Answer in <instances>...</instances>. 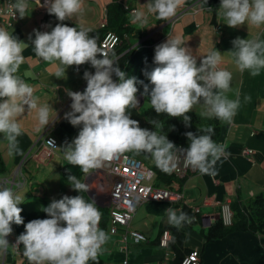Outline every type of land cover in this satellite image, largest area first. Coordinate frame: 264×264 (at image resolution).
<instances>
[{"label": "clouds", "instance_id": "9594fccd", "mask_svg": "<svg viewBox=\"0 0 264 264\" xmlns=\"http://www.w3.org/2000/svg\"><path fill=\"white\" fill-rule=\"evenodd\" d=\"M203 2L205 4L207 0ZM180 4L181 0H150L148 11L160 19H167L175 16ZM27 7V0H16L9 6L21 18ZM80 9L81 0H53L48 13L58 21H64ZM219 10L229 28L239 27L246 21L257 27L264 25V0H221ZM142 16L140 12L135 13L136 20ZM34 35L35 55L45 62H59L54 63L56 77L64 78L66 68L73 65L89 63L95 69L94 74L84 73L87 86L83 93L67 92L72 103L71 112L65 114V119L73 127L82 126L77 137L61 149L68 164L78 166L87 175L126 152H143L151 155L157 168L170 174L176 166L173 163L175 149L183 152L185 164L194 169L188 172L198 170L202 175L215 176L217 161L230 155L224 145L212 140L211 127L202 129L208 134L185 133L190 141L187 149H177L166 135L139 127V122L127 114L129 108L135 109L139 104L136 78H127L112 59L102 54L96 39L90 37L87 30L58 23L50 32L34 30ZM232 43L233 50L228 53L237 68L241 72L248 70L252 76L259 75L264 69V41L237 37ZM25 47L26 44L8 31L0 29V133L7 141L9 156L22 154L17 139L21 127L15 117L23 113L24 105L28 109H37L33 88L16 75L24 59L22 51ZM154 52L155 67L144 73L151 88L144 85L143 94L148 96L157 115L182 117L188 127L190 117L187 113L203 103L206 111L201 115L232 123L240 100L238 96L233 100L225 95L230 91L232 74L218 69L222 60L220 52L212 51L199 66L190 50L181 46L178 39H168L156 46ZM113 75L116 81L112 79ZM250 99L245 97L246 101ZM50 110L49 105L39 107L40 125H48ZM152 123L158 129L161 127L157 121ZM48 143L56 148L53 141ZM68 181L74 191H88V185L76 176L69 175ZM19 204L20 197L10 187H0V256L9 248L6 237L12 233L11 225L24 223ZM42 210L49 218L25 224V232L12 245L17 250L23 245V256L29 264H88L97 260L109 237L98 226L101 212L94 202H86L80 195L65 196L53 200ZM167 216L168 222L177 228L191 221L186 213L177 215L171 208L167 209Z\"/></svg>", "mask_w": 264, "mask_h": 264}, {"label": "crops", "instance_id": "0c3cea01", "mask_svg": "<svg viewBox=\"0 0 264 264\" xmlns=\"http://www.w3.org/2000/svg\"><path fill=\"white\" fill-rule=\"evenodd\" d=\"M11 1L16 3V0ZM121 1L143 14L140 20L129 23L130 50H143L146 44H151L155 50L156 46L168 39H178L181 46L188 48L196 58L197 66L204 57L217 50L222 55L218 69L232 74L230 91L225 95L233 100L238 96L240 100L232 123L221 121L222 128L216 144L224 145L226 153L230 155L227 158L222 156L217 161L216 175H202L199 171L188 173L182 193L190 211L197 207L199 214L196 223L188 226L184 222L179 227L184 233L185 253L198 251L202 264H264V232L261 229L254 232L235 231L213 243L206 244L204 241V234L221 217L223 204L248 208L246 218L251 222L250 219L257 218L256 211L251 209L254 199L260 195L264 198V69L257 76H252L248 70L241 72L228 53L233 50L232 42L237 37L264 41V25L257 27L246 21L239 27L229 28L220 14L221 0H207L205 4L203 0H181L175 16L167 19H160L148 11L150 0H81V9L64 21H58L48 13L53 0H49L46 8L40 6L38 0H27L24 17L21 18L18 13L17 22L8 32L27 45L23 48L24 59L16 75L33 88L37 109H28L24 105L23 113L15 117L21 127V135L17 139L22 154L9 156L7 141L4 134L0 133V153L6 168L0 178V187H10L20 197V204L33 212L42 209V201L49 204L72 195L73 189L60 175V168L67 163L61 149L77 137L82 126L73 127L65 119V114L71 112L72 103L67 92L83 93L87 82L75 65L66 68L64 78L56 77L54 63L59 62H45L35 55L32 46L34 30L50 32L59 23L77 25L80 29L91 31L105 23L107 6ZM0 29L4 28L0 26ZM246 96L251 99L246 101ZM45 105H49L52 111L49 113L48 125H40L38 109ZM192 111L201 114L206 111V107L203 103L197 104ZM46 136L55 138L58 148L44 162L38 153L43 150L41 141ZM173 152L175 154L178 150L174 149ZM126 153L128 155H122L135 158L148 168L155 164L148 153ZM96 170H91L87 175L83 173L82 182L88 185V192L100 197L101 204L109 209L110 198L104 181L101 177L88 180ZM154 179L155 174L151 185ZM21 184L22 187H19ZM169 208L175 210L177 215L183 212L181 206L162 200L147 201L138 206L130 229L145 237L146 241L140 244L129 241L125 245L119 232L110 234L109 216L108 228L105 230L109 239L99 254L104 264H165L172 260L173 253L166 256L158 244L162 228L173 227L168 222ZM11 227L12 233L6 237L9 248L1 256L0 264H29L23 256V245H19L18 250L12 247L17 237L13 224Z\"/></svg>", "mask_w": 264, "mask_h": 264}, {"label": "trees", "instance_id": "16d2710c", "mask_svg": "<svg viewBox=\"0 0 264 264\" xmlns=\"http://www.w3.org/2000/svg\"><path fill=\"white\" fill-rule=\"evenodd\" d=\"M123 6V1L114 2L108 5L106 8L105 23L97 29L88 31V34L90 37H94L96 39L99 49L102 39L108 33L115 34L120 39V43L118 44V46H116L107 57L114 61L115 66H118L121 71L125 72L127 78H136V87L138 88L136 98L137 100L139 99V97H142L144 99V104L141 108H129L127 110V114L130 115L131 119L137 120L139 122V127L148 129L149 131H157V133L160 135H166L167 140L172 142L177 149L188 148L190 141L187 139L185 133L191 132L196 136L201 134H208L202 131V129L208 127H211L213 129L211 138L216 143L218 137L220 136L222 128L221 120L215 117L204 116L191 110L189 113H187V115L190 117V125L186 127L182 117L173 118L167 116L166 114L157 115L154 109H152L148 96L143 94V86L149 85V90L151 88L150 82L148 81L144 73L146 71H151L155 67L153 63L155 55L154 48L151 44H146L145 49L143 50H130V45L128 43L130 19L127 16ZM64 25L75 27L77 30H81L77 25ZM78 68L79 72L83 76L86 71L90 74L95 73V69L89 63L80 65L78 66ZM112 79L114 81L117 80L115 75H113ZM145 105L147 107L144 108ZM152 121H157L161 127L158 129L156 125L152 123ZM124 154L128 155V153ZM151 169L155 174V179L152 183L153 186L175 193L183 192L185 188V182L189 177V172L186 173L185 177L179 178L173 172L169 174L161 171L156 167L155 164L151 167ZM5 171V164L0 153V178L5 174ZM196 172H198V170H196L194 173ZM60 175L64 181L70 183L68 181L69 175L76 176L82 181L83 172L78 166H73L66 163L60 168ZM78 195L82 196L86 202H92L87 196L86 192H77L73 190V193L70 197H75ZM42 202V209L46 208L49 205L45 204V201ZM18 207L22 209L21 216L24 223L21 225L13 224L14 234L17 238L25 232L24 225L28 222L35 219L49 218L42 209L38 212H33L27 211L21 204H19ZM181 207L183 209V213H186L187 216L190 217L191 211L189 207H187L186 205ZM97 208L101 212V219L98 226L100 229L105 231L108 228L109 224V209L99 207ZM230 209L233 214L232 224L226 227L223 225L221 218H219V220L211 225L208 231L204 234V241L206 242V244L221 240L224 237H227L232 232L239 230H249L254 232L257 231V229H261L260 231L264 232V198L261 195L254 199L251 206V209L256 211L255 213L257 214L256 219H250L251 222L246 218L248 208L244 209L242 206L234 204L230 206ZM164 231H168L171 234L169 249L173 253L174 258L169 261V264H181L183 258L190 252L188 251L187 253H185L183 231L174 226L163 227L161 230V234ZM88 264H104V261L98 255L96 261H89Z\"/></svg>", "mask_w": 264, "mask_h": 264}, {"label": "built area", "instance_id": "2783aa9c", "mask_svg": "<svg viewBox=\"0 0 264 264\" xmlns=\"http://www.w3.org/2000/svg\"><path fill=\"white\" fill-rule=\"evenodd\" d=\"M49 0H38V4L47 7ZM14 4L11 0H0V26L6 31L12 29L18 20V13L10 10L9 6ZM124 4V10L129 17V21L135 20V8ZM120 39L117 35L108 33L100 43V52L106 56L118 46ZM48 141H53L56 148L52 147ZM57 140L53 137L46 136L43 138L40 153H42V161L57 149ZM46 154H43L44 152ZM173 163L176 165L172 171L179 178L185 177L186 173L194 169L185 164L183 152L174 154ZM93 177H101L104 185L108 187L109 194V216H110V234H121L123 244L129 241L134 244L145 242V237L135 230L130 229L131 222L135 215L138 206L147 201H167L172 205H186L184 196L180 193H175L167 190L154 188L150 182L154 177V172L146 167L142 162L127 155H121L117 159L105 162L101 168L96 170L89 179ZM22 187V184L19 186ZM103 187V186H102ZM102 191V190H98ZM199 210L194 207L191 210L190 222H185L186 225H191L197 222ZM232 211L230 205L225 203L221 206V220L224 226L232 224ZM170 234L164 231L161 235L159 246L165 250L166 256H169ZM15 238V243H16ZM126 264V263H124ZM168 264V263H165ZM181 264H201L198 251L189 252L182 260Z\"/></svg>", "mask_w": 264, "mask_h": 264}, {"label": "water", "instance_id": "95a60500", "mask_svg": "<svg viewBox=\"0 0 264 264\" xmlns=\"http://www.w3.org/2000/svg\"><path fill=\"white\" fill-rule=\"evenodd\" d=\"M143 103H144V99L142 97H139V105L137 106L138 109L142 107ZM87 194H88V197L90 198V200L92 202H94L97 207H99V208H108V206L106 207V206H103L101 204L100 201L102 199L100 197H96L95 195L90 194L88 191H87Z\"/></svg>", "mask_w": 264, "mask_h": 264}, {"label": "rangeland", "instance_id": "374dc122", "mask_svg": "<svg viewBox=\"0 0 264 264\" xmlns=\"http://www.w3.org/2000/svg\"><path fill=\"white\" fill-rule=\"evenodd\" d=\"M138 105H139V104H138ZM145 107H147V106L145 105L144 108H145ZM43 152H44V151H43ZM43 154H46V153L44 152ZM41 155H42V153H41ZM50 157H51V156L45 158V159H44V162L48 161V160L50 159ZM47 200H48V199H47ZM48 201H50V200H48ZM49 204H50V203H49Z\"/></svg>", "mask_w": 264, "mask_h": 264}]
</instances>
